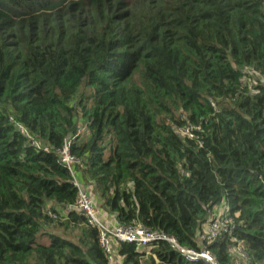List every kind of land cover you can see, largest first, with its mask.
I'll list each match as a JSON object with an SVG mask.
<instances>
[{"label":"trees","instance_id":"1","mask_svg":"<svg viewBox=\"0 0 264 264\" xmlns=\"http://www.w3.org/2000/svg\"><path fill=\"white\" fill-rule=\"evenodd\" d=\"M82 125L76 170L104 213L264 264V0H0V264H112L66 210L58 149ZM222 204L234 229L204 239ZM113 246V264H206Z\"/></svg>","mask_w":264,"mask_h":264},{"label":"built area","instance_id":"2","mask_svg":"<svg viewBox=\"0 0 264 264\" xmlns=\"http://www.w3.org/2000/svg\"><path fill=\"white\" fill-rule=\"evenodd\" d=\"M245 68L249 67L245 66ZM251 71L254 70L252 69ZM85 128L86 125H82L77 130V133L68 135L63 145L58 149L61 160L71 170L73 182L78 187L75 203L67 204L66 210H71L72 208L79 209L84 214L86 222L97 227L100 243L109 254V259L113 263L116 258V251L113 245L116 241L136 242L140 247L148 250L160 241H167L171 247L176 249L188 261H204L206 264H223L203 241L199 247L188 246L181 243L173 234L151 229L142 222L123 224L117 222L114 215L108 216L107 212L104 213L98 206V202L92 193V186L86 185L76 170V164L80 162V158L72 152L71 144L74 137L84 131ZM196 128H201V126L188 122L179 129L183 134L192 137ZM21 129L25 135L33 137L24 126H21ZM219 207L215 209L216 212L205 224V232L202 234L204 239L215 237L221 232L231 231L235 227L236 223L233 217L225 211H218L217 209ZM233 254L235 257L234 264H250V254L242 243L236 245Z\"/></svg>","mask_w":264,"mask_h":264},{"label":"rangeland","instance_id":"3","mask_svg":"<svg viewBox=\"0 0 264 264\" xmlns=\"http://www.w3.org/2000/svg\"><path fill=\"white\" fill-rule=\"evenodd\" d=\"M217 210H218V211H221L222 208L219 207ZM58 231H59V230H58ZM44 239H45V240H48V239H49L48 236H47V234L44 236ZM116 261H117V263L119 264V263H120V258H118ZM114 262H115V261H114ZM112 264H113V262H112Z\"/></svg>","mask_w":264,"mask_h":264},{"label":"crops","instance_id":"4","mask_svg":"<svg viewBox=\"0 0 264 264\" xmlns=\"http://www.w3.org/2000/svg\"><path fill=\"white\" fill-rule=\"evenodd\" d=\"M80 178H81V176H80ZM100 207V206H99ZM220 208H222V210H221V212H224L225 211V208H226V205L225 204H222L221 206H220ZM100 209H101V207H100ZM108 215V214H107ZM108 216H110V215H108Z\"/></svg>","mask_w":264,"mask_h":264}]
</instances>
